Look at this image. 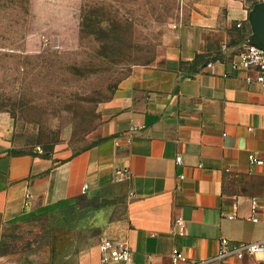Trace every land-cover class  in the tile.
Instances as JSON below:
<instances>
[{"label":"crops","instance_id":"crops-1","mask_svg":"<svg viewBox=\"0 0 264 264\" xmlns=\"http://www.w3.org/2000/svg\"><path fill=\"white\" fill-rule=\"evenodd\" d=\"M253 2L189 0L162 51L150 63L132 65L102 104L100 139L88 147L0 148V227L71 212L84 195L121 201L118 214L114 206L85 211L106 207L94 220L99 235L126 240L138 264L167 261L173 247L191 259L207 258L223 236L261 239L264 213L257 221L248 214L250 198L264 200V165L250 163L248 154L264 159V91L253 68L231 67L247 43ZM122 168L129 176L114 180ZM88 260L98 264L97 243L78 254V264ZM204 264L261 262L246 256Z\"/></svg>","mask_w":264,"mask_h":264},{"label":"rangeland","instance_id":"rangeland-1","mask_svg":"<svg viewBox=\"0 0 264 264\" xmlns=\"http://www.w3.org/2000/svg\"><path fill=\"white\" fill-rule=\"evenodd\" d=\"M188 2L0 0V148L76 152L99 140L102 104L132 65L162 51ZM102 206L122 210L119 199ZM106 207L87 214L81 201L3 225L0 264H78Z\"/></svg>","mask_w":264,"mask_h":264},{"label":"built area","instance_id":"built-area-1","mask_svg":"<svg viewBox=\"0 0 264 264\" xmlns=\"http://www.w3.org/2000/svg\"><path fill=\"white\" fill-rule=\"evenodd\" d=\"M237 25L239 24L237 23ZM238 64L251 67L255 70L254 80L259 84L260 89L264 91V51L246 43L231 59L232 68H236ZM248 160L252 164L264 165V159L258 157L253 152L248 154ZM180 161L181 157L179 155L175 156L176 164H180ZM129 174L130 172L127 168H122L116 172L113 178L114 180H120L128 177ZM181 176L179 175V177ZM86 187V184L82 185V192ZM249 201L250 209L248 217L252 221H257L258 212L264 213V200L259 202L255 197H252ZM228 217H232V215H228ZM174 223L182 226L183 219L176 217L174 218ZM97 251L98 264H138L132 259L131 249L124 239L101 236L97 241ZM246 256L257 258L261 264H264V236L254 241L232 240L223 236L219 239L216 253L202 259H191L180 249L173 247L167 261H148L143 264H204L209 261L225 260L228 258L243 259Z\"/></svg>","mask_w":264,"mask_h":264},{"label":"water","instance_id":"water-1","mask_svg":"<svg viewBox=\"0 0 264 264\" xmlns=\"http://www.w3.org/2000/svg\"><path fill=\"white\" fill-rule=\"evenodd\" d=\"M250 32L247 43L264 51V1L252 5L247 14Z\"/></svg>","mask_w":264,"mask_h":264},{"label":"trees","instance_id":"trees-1","mask_svg":"<svg viewBox=\"0 0 264 264\" xmlns=\"http://www.w3.org/2000/svg\"><path fill=\"white\" fill-rule=\"evenodd\" d=\"M254 3H256V1L255 2H253L252 4H251V6H250V8L252 7V5L254 4ZM249 32H250V28H248V32H247V34H246V41H247V35L249 34ZM201 57V55L200 54H197L196 56H195V58H194V60L196 59H198V58H200ZM11 151H13V152H19V151H21V150H11ZM42 151H44V150H42ZM81 201H83L84 202V206L85 207H99V206H102V205H104L105 203H106V199H104V198H99L98 196H92V197H86V196H79L77 199H76V203H75V205H77V204H79V202H81Z\"/></svg>","mask_w":264,"mask_h":264}]
</instances>
